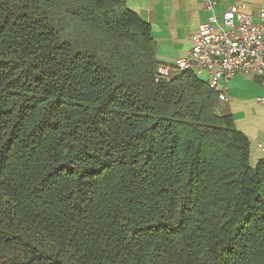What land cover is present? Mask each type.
Segmentation results:
<instances>
[{"label":"trees","instance_id":"trees-1","mask_svg":"<svg viewBox=\"0 0 264 264\" xmlns=\"http://www.w3.org/2000/svg\"><path fill=\"white\" fill-rule=\"evenodd\" d=\"M157 64L127 0H0V264H264V158Z\"/></svg>","mask_w":264,"mask_h":264},{"label":"crops","instance_id":"crops-1","mask_svg":"<svg viewBox=\"0 0 264 264\" xmlns=\"http://www.w3.org/2000/svg\"><path fill=\"white\" fill-rule=\"evenodd\" d=\"M214 12L221 13L231 5H250L255 22L264 10V0H211ZM127 6L151 28L158 63L171 62L186 56L191 36L211 12L205 9L204 0H127ZM226 101L216 99V112L232 118L234 127L249 142L250 162L264 158L257 143L264 141V109L258 103L263 94L260 78L253 74H238L225 86ZM217 98V97H216Z\"/></svg>","mask_w":264,"mask_h":264},{"label":"built area","instance_id":"built-area-1","mask_svg":"<svg viewBox=\"0 0 264 264\" xmlns=\"http://www.w3.org/2000/svg\"><path fill=\"white\" fill-rule=\"evenodd\" d=\"M204 4L211 14L191 36L190 50L182 58L158 63L155 81L190 71L206 81L218 102H224L225 86L234 76L253 74L260 78L263 94L258 103L264 109V10L255 22L248 4L231 5L218 14L214 1ZM257 149L264 153V141L257 143Z\"/></svg>","mask_w":264,"mask_h":264}]
</instances>
